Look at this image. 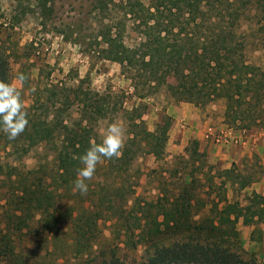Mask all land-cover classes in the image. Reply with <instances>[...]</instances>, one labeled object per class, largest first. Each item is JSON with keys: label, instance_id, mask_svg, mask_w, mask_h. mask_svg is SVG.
I'll return each instance as SVG.
<instances>
[{"label": "rangeland", "instance_id": "rangeland-1", "mask_svg": "<svg viewBox=\"0 0 264 264\" xmlns=\"http://www.w3.org/2000/svg\"><path fill=\"white\" fill-rule=\"evenodd\" d=\"M46 4L52 12L46 13L44 4L37 0H0V51L5 52L8 59L11 83L20 88L25 108L39 100L36 107L38 117L45 114V109L38 106L46 104V111L54 114L57 110L59 120L67 127H74L80 119L79 106L69 103L70 100H74L76 94L88 93L89 98L91 94H98L104 117L91 121L95 137L102 142L108 125L122 122L126 134L120 156L130 155V166L119 176V173L111 174L98 164L94 177L86 182L88 192L83 195L78 192L76 197L63 194L59 214L50 221L32 211L30 218L26 219L28 227L11 236L14 258L22 264H80L84 260L100 261L102 254L106 257L112 251L125 264L145 262L153 251V243L147 239L139 243L138 231L129 237L124 235L125 228L137 226L131 215L133 205L155 202L163 190L172 193L178 188L180 181L169 178V172L179 167V157L191 151L205 155L200 149L199 138L214 146L232 150L237 147L235 150H238L244 142L243 136L226 135L220 131V126L225 124L223 128L227 126L237 133L245 130L224 122L223 101L204 106L182 102L173 80L168 79L159 86L149 85L144 77H138L137 72L129 73L118 63L102 60L100 36L110 20L116 24L113 26H125L126 45L134 43L132 25L127 20L114 13H94L92 0H48ZM255 28V20L250 15L242 21L236 36L237 40L245 42L248 64L264 72V45L254 32ZM18 72L28 77L27 87L17 83ZM186 107L194 109L204 122L211 119L207 131L200 137L187 135L189 126L176 112V108L182 110ZM133 118H140L136 121L142 124L140 128L131 126ZM247 123L248 120L244 122ZM246 131L264 133V117ZM6 139H0L1 227L12 211L15 198L21 196L17 189L20 185L13 183L14 177L10 181V176L22 178L29 175L33 181V176L46 178L55 170L52 144L37 138L13 149ZM253 147L230 169L217 166L205 155L207 164L215 171H230L229 175L223 173L222 177L230 204L252 207L254 193L264 197V154L259 155ZM242 183L248 186L243 189ZM118 186L122 188L120 196L124 195L123 199L111 195L113 188ZM207 188L200 190L203 196ZM219 192L214 189L207 193L214 198L221 195ZM197 211L199 213V207ZM71 213L72 220L69 218ZM73 220L84 228L88 240L84 242L85 248L76 249L74 246ZM236 228L242 256L264 264V213L254 217L251 223L239 219Z\"/></svg>", "mask_w": 264, "mask_h": 264}, {"label": "trees", "instance_id": "trees-1", "mask_svg": "<svg viewBox=\"0 0 264 264\" xmlns=\"http://www.w3.org/2000/svg\"><path fill=\"white\" fill-rule=\"evenodd\" d=\"M37 1L44 4L46 13L52 12L46 8L48 0ZM92 11L122 17L131 23L135 36L134 43L126 45L125 26L118 28L110 20L100 36L102 60L118 63L129 73L137 72L149 85L159 86L173 80L182 102L204 106L223 101L227 125L250 130L254 123L262 121L264 72L248 64L245 42L237 40L236 32L251 15L255 20L254 32L264 45V0H92ZM0 80L11 83L8 59L2 51ZM28 83L26 76L23 86ZM91 96L95 98H89L88 93L76 94L70 100L69 103L79 106L80 119L74 127L60 121L57 110L54 114L46 111V104L38 106L45 109V114L38 117L39 100H35L26 108L29 124L20 136L9 140L0 132V139L6 137L13 149L37 138L52 144L55 162L53 174L46 178L33 176L31 181L29 175L16 176L18 179L10 176V181L14 177L13 183L20 185L17 189L21 196L15 198L7 221L0 226V264H22L14 258L11 236L28 227L26 219L32 211L50 221L59 214L63 194L78 195L73 181L83 167L80 157L93 143H101L95 137L91 121L103 118L104 112L99 95ZM137 119L131 120V126L140 128L142 124L136 123ZM246 120L250 124H244ZM130 157L104 159L100 164L120 176L128 171ZM178 160L179 167L169 172V178L180 181L178 188L172 193L165 189L155 202H137L131 208L137 226L125 228V237L138 231L139 243L144 239L153 243L148 259L136 264H258L253 258L242 256L236 225L239 219L251 223L264 213V197L254 193L252 207L230 204L222 180L223 173L229 175L230 171H215L207 164L205 155L197 151ZM207 186V192L216 189L221 195L211 198L206 192L203 196L200 190ZM247 186L242 183L241 187ZM113 189L111 195L123 199L122 188ZM69 218L73 219L72 213ZM72 225L75 248H85L84 242L88 240L84 228L75 220ZM80 264L125 263L111 251L106 257L102 254L100 261L84 260Z\"/></svg>", "mask_w": 264, "mask_h": 264}, {"label": "clouds", "instance_id": "clouds-1", "mask_svg": "<svg viewBox=\"0 0 264 264\" xmlns=\"http://www.w3.org/2000/svg\"><path fill=\"white\" fill-rule=\"evenodd\" d=\"M26 76L22 72L16 75V81L22 85ZM29 124L28 113L21 98V90L16 84L0 80V132L9 140L20 136ZM126 128L122 122H113L104 131L100 144L93 143L80 157L83 167L78 169L77 178L73 181L74 191L80 194L88 192L87 181L96 172L97 165L104 159L111 160L121 155L125 144Z\"/></svg>", "mask_w": 264, "mask_h": 264}, {"label": "crops", "instance_id": "crops-1", "mask_svg": "<svg viewBox=\"0 0 264 264\" xmlns=\"http://www.w3.org/2000/svg\"><path fill=\"white\" fill-rule=\"evenodd\" d=\"M176 112L179 113V117H183V120H186V125L189 126L187 128V135H194L197 137H200L202 134H204L205 131H207L208 125H210L211 119L208 118L206 122L202 121V117L197 115L195 113V110L192 108H183L180 110L179 108H176ZM175 112V113H176ZM177 116L174 117L177 120ZM175 124V123H174ZM225 124H222L221 130L224 131L226 135H232V136H243L244 142L241 143L242 145L239 146L238 150L234 149H228L224 146H214L210 141L203 142L201 138L199 140L201 141L200 149L201 151L205 153L208 160H211L213 163L218 164L217 166L222 167L223 169H230V166L234 163L235 165L238 164L241 157L244 156L245 152L248 151L250 148L252 149L254 145V149H256L257 153L260 155V153L264 154V133L263 132H256L257 134H254L253 131H243L242 133H237L234 130L229 129L227 126L226 128H223ZM210 130V129H209ZM218 130V129H217ZM183 131V130H182ZM261 140V141H260ZM252 144V145H251ZM229 150V151H228ZM242 153V154H240Z\"/></svg>", "mask_w": 264, "mask_h": 264}, {"label": "built area", "instance_id": "built-area-1", "mask_svg": "<svg viewBox=\"0 0 264 264\" xmlns=\"http://www.w3.org/2000/svg\"><path fill=\"white\" fill-rule=\"evenodd\" d=\"M216 142H219V140H216Z\"/></svg>", "mask_w": 264, "mask_h": 264}]
</instances>
